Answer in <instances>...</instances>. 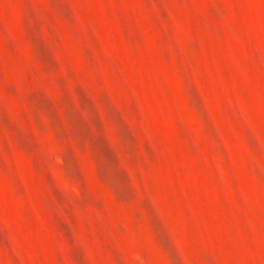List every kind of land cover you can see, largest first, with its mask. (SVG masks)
<instances>
[{
    "label": "rangeland",
    "instance_id": "obj_1",
    "mask_svg": "<svg viewBox=\"0 0 264 264\" xmlns=\"http://www.w3.org/2000/svg\"><path fill=\"white\" fill-rule=\"evenodd\" d=\"M0 264H264V0H0Z\"/></svg>",
    "mask_w": 264,
    "mask_h": 264
}]
</instances>
